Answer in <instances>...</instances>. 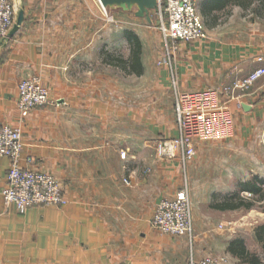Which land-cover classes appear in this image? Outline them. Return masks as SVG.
Listing matches in <instances>:
<instances>
[{"label": "crops", "instance_id": "obj_1", "mask_svg": "<svg viewBox=\"0 0 264 264\" xmlns=\"http://www.w3.org/2000/svg\"><path fill=\"white\" fill-rule=\"evenodd\" d=\"M14 2L15 18L22 10L23 21L0 43V126L20 130L21 167L54 175L64 203L19 213L0 195V264H187L207 256L225 264H250L229 250L232 242L246 248L243 238L232 235V228L252 226L250 220L231 221L226 215L246 209L210 207L217 212V224H233L218 242L202 230L211 228L213 221L199 219L194 209L190 237L152 227L156 204L186 186L183 178L190 166L157 159L153 144L156 137L177 136L175 89L221 91L258 65L257 58L264 57V30L257 27L264 21V0H197L205 37L176 44L169 62L155 71L160 94L153 95L152 122L146 121L143 108L134 114L114 104L113 95H96L97 83L106 79L96 70L114 68L106 46L97 43L98 20L107 21L98 0ZM103 34L105 40L111 39L110 25L104 23ZM155 37L159 42L160 35ZM118 69L128 73L122 66ZM32 77L47 87L52 103L21 112L16 106L17 85ZM227 105L233 124L220 146L255 153L249 164L258 162L260 150L264 161V78L238 92ZM8 167L9 160L1 157L0 187ZM254 176L264 179V173H252L233 186L249 194L241 198H256L240 187ZM257 203L264 214L260 202L254 201L246 210L249 217ZM253 234L261 249L255 254L258 264H264L261 243Z\"/></svg>", "mask_w": 264, "mask_h": 264}, {"label": "built area", "instance_id": "obj_2", "mask_svg": "<svg viewBox=\"0 0 264 264\" xmlns=\"http://www.w3.org/2000/svg\"><path fill=\"white\" fill-rule=\"evenodd\" d=\"M196 3L197 0H157L155 8L160 19L159 30L167 53L162 62H169L176 44L205 37ZM99 6L106 14V8L100 3ZM16 10L14 0H0V43L8 36L15 21ZM109 19L112 21L111 17ZM257 63L252 71L224 86L221 91L210 88L188 93L179 92L175 89L177 81L172 73L177 136L155 140V157L166 161L179 160L185 165L195 155L197 141L227 138L232 123V114L227 103L235 99L238 92L248 90L258 79L264 78V57H258ZM17 92L16 106L21 112L52 103L47 89L35 77L21 80L17 85ZM21 150L20 130L9 125L0 126V158L9 160L6 181L0 187L4 203L13 204L19 213H24L33 206L62 205L64 200L57 178L50 173L22 168ZM121 156L124 157L125 153L121 152ZM123 182L129 184L127 179H123ZM150 222L160 233L190 237L193 221L186 188L178 191L174 197L160 200ZM187 264L225 263L221 258L207 256L200 260L190 259Z\"/></svg>", "mask_w": 264, "mask_h": 264}, {"label": "rangeland", "instance_id": "obj_3", "mask_svg": "<svg viewBox=\"0 0 264 264\" xmlns=\"http://www.w3.org/2000/svg\"><path fill=\"white\" fill-rule=\"evenodd\" d=\"M136 9V4H133L130 10H123L120 6L116 5L108 6L106 14L100 10V13L103 16L105 15V18L107 17V21L98 20L97 43L98 47H101V45L103 47L106 46L107 53L113 59L114 68L104 69L98 67L96 71L101 75H106V79L103 77L101 82L97 83L96 95H104L105 92L106 95H113L112 101L114 104H122L134 114H137V109L140 112V109L143 108L146 121L152 122L156 119L153 116L155 102L153 95L160 94L155 86L154 75L158 67L166 64L162 60L166 58L167 53L159 30L160 19L156 8L149 10L147 15L142 17L135 16ZM110 17L112 21L109 19ZM104 23L111 27V39L105 40L104 38ZM257 27L260 30H264V21L258 22ZM127 31L133 33L140 41L139 58L143 71L139 75L125 73L124 71L122 74L118 69L120 66H124V64L121 65V61L127 59L132 51L128 39L122 37H125L123 34ZM157 34L160 35L159 42L155 37ZM157 44H160V48ZM125 66V69H127V65ZM41 85L43 84L41 83ZM45 88L47 89V87ZM48 95H50L49 91ZM232 124L233 119L231 129ZM167 138L156 137L155 140ZM219 141H223V139L197 141L195 143V146L197 145L195 155L189 161L190 166L186 165V174L183 178V184L186 185L183 188L187 190L192 212L194 209L199 219L204 217L213 221L214 224L211 228L202 230H208L216 238L217 242V239H220L224 233H229V230H231L229 227H233V224L229 223L226 227L217 224L216 222L219 220L217 212L210 207H213L222 199H234L236 196L249 198L247 194H241V192L239 193V191L234 190L233 186L237 183L238 179H243L248 174L264 173V161L262 160L263 157L261 158L263 154H261L260 150H257L256 153L258 162L249 164L248 161L255 153L239 150L234 147H222ZM259 207L258 203L255 204L250 217L246 210L228 212L226 214L227 218L231 221L241 218L240 222L244 223L245 219L250 220L252 226L245 224L232 228L234 232L232 235L245 240L247 251L250 254L261 253L260 245L256 244L253 239L255 229L264 222V214L259 210ZM255 210L257 212H254ZM254 226L256 228L252 229Z\"/></svg>", "mask_w": 264, "mask_h": 264}, {"label": "trees", "instance_id": "obj_4", "mask_svg": "<svg viewBox=\"0 0 264 264\" xmlns=\"http://www.w3.org/2000/svg\"><path fill=\"white\" fill-rule=\"evenodd\" d=\"M125 36L131 44L132 51L129 57L123 61H121V65L124 64L123 69L126 68L127 72L134 74H141L142 66L139 58L140 51V41L138 38L131 32H125ZM120 63V61H119ZM241 190H247L251 192L256 198L244 199L239 196L234 197V199H229L221 204H216L214 208L227 209V210H235L239 208L250 209L254 205V201L260 202L262 210L264 211V179L259 178L258 176H254L251 180L243 182L240 184ZM255 235L258 241L261 243L262 247V258L264 261V225L259 226L255 229ZM229 250L232 254L239 256L243 262H248L250 264H258L260 262V258L255 254H250L246 248L237 242H232L229 247Z\"/></svg>", "mask_w": 264, "mask_h": 264}, {"label": "water", "instance_id": "obj_5", "mask_svg": "<svg viewBox=\"0 0 264 264\" xmlns=\"http://www.w3.org/2000/svg\"><path fill=\"white\" fill-rule=\"evenodd\" d=\"M99 3L107 8L108 6H120L123 10H130L133 4H136L135 16L142 17L147 15L148 11L155 8L157 0H98ZM23 21V11L19 10L15 21L8 33V37L12 36L19 28ZM246 108V106H244Z\"/></svg>", "mask_w": 264, "mask_h": 264}]
</instances>
